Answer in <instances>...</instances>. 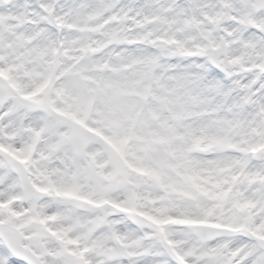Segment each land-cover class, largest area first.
Instances as JSON below:
<instances>
[{
	"label": "snow or ice",
	"instance_id": "snow-or-ice-1",
	"mask_svg": "<svg viewBox=\"0 0 264 264\" xmlns=\"http://www.w3.org/2000/svg\"><path fill=\"white\" fill-rule=\"evenodd\" d=\"M0 264H264V0H0Z\"/></svg>",
	"mask_w": 264,
	"mask_h": 264
}]
</instances>
